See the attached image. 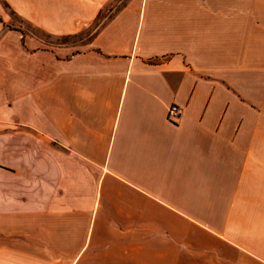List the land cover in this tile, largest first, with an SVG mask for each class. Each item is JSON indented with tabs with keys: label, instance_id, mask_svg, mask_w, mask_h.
Segmentation results:
<instances>
[{
	"label": "crops",
	"instance_id": "crops-1",
	"mask_svg": "<svg viewBox=\"0 0 264 264\" xmlns=\"http://www.w3.org/2000/svg\"><path fill=\"white\" fill-rule=\"evenodd\" d=\"M109 1L0 0V264H264V0Z\"/></svg>",
	"mask_w": 264,
	"mask_h": 264
},
{
	"label": "rangeland",
	"instance_id": "rangeland-1",
	"mask_svg": "<svg viewBox=\"0 0 264 264\" xmlns=\"http://www.w3.org/2000/svg\"><path fill=\"white\" fill-rule=\"evenodd\" d=\"M125 2L126 0L109 1L101 10V12H99V15L88 26L83 27V29L75 32L74 34L48 36L37 32V35L41 36L47 42H50L52 44L56 43L58 46L72 45L74 49L78 50V48L83 47L89 42L94 31L100 25L106 22L114 14L115 11H117L121 6L125 4ZM5 8L7 9V6H5ZM12 21L14 24H18V22H20L21 20L16 15H12ZM26 25L28 26L27 23ZM31 31L34 32L33 30Z\"/></svg>",
	"mask_w": 264,
	"mask_h": 264
},
{
	"label": "built area",
	"instance_id": "built-area-1",
	"mask_svg": "<svg viewBox=\"0 0 264 264\" xmlns=\"http://www.w3.org/2000/svg\"><path fill=\"white\" fill-rule=\"evenodd\" d=\"M179 110L175 105H171L168 112H167V117L169 120L174 121L176 117L178 116Z\"/></svg>",
	"mask_w": 264,
	"mask_h": 264
}]
</instances>
